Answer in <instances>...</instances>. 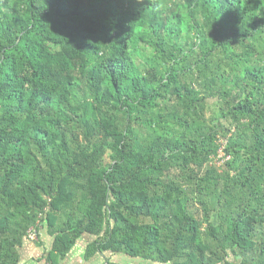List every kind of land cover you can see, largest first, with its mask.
<instances>
[{
  "label": "trees",
  "instance_id": "1",
  "mask_svg": "<svg viewBox=\"0 0 264 264\" xmlns=\"http://www.w3.org/2000/svg\"><path fill=\"white\" fill-rule=\"evenodd\" d=\"M41 222L50 258L264 264V0H0V264Z\"/></svg>",
  "mask_w": 264,
  "mask_h": 264
},
{
  "label": "crops",
  "instance_id": "2",
  "mask_svg": "<svg viewBox=\"0 0 264 264\" xmlns=\"http://www.w3.org/2000/svg\"><path fill=\"white\" fill-rule=\"evenodd\" d=\"M38 240L32 242L25 239L19 248V264H105L106 255L96 254L87 258L88 246L93 241L92 237H82L72 250L63 258L55 255L49 257V253L54 247L55 238L46 227L45 223L38 224ZM55 263L52 261L56 259ZM112 261H115L114 259ZM121 264H136L133 260H117Z\"/></svg>",
  "mask_w": 264,
  "mask_h": 264
},
{
  "label": "built area",
  "instance_id": "3",
  "mask_svg": "<svg viewBox=\"0 0 264 264\" xmlns=\"http://www.w3.org/2000/svg\"><path fill=\"white\" fill-rule=\"evenodd\" d=\"M38 224H39V223H38ZM38 224L35 225L34 227H32V228L29 230V232H28V238H29V240H31V241H36V240H38V230H37V228H38Z\"/></svg>",
  "mask_w": 264,
  "mask_h": 264
},
{
  "label": "rangeland",
  "instance_id": "4",
  "mask_svg": "<svg viewBox=\"0 0 264 264\" xmlns=\"http://www.w3.org/2000/svg\"><path fill=\"white\" fill-rule=\"evenodd\" d=\"M213 105H214V103H213V101H211V103H209L208 110H212ZM212 165H214L216 168H220V166L222 165V162H219V161L217 162V160H216V161L212 162Z\"/></svg>",
  "mask_w": 264,
  "mask_h": 264
}]
</instances>
